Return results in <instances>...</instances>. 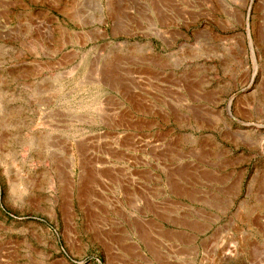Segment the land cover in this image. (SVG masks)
Returning <instances> with one entry per match:
<instances>
[{
    "label": "rangeland",
    "instance_id": "1",
    "mask_svg": "<svg viewBox=\"0 0 264 264\" xmlns=\"http://www.w3.org/2000/svg\"><path fill=\"white\" fill-rule=\"evenodd\" d=\"M263 148L264 0H0V264H264Z\"/></svg>",
    "mask_w": 264,
    "mask_h": 264
},
{
    "label": "water",
    "instance_id": "2",
    "mask_svg": "<svg viewBox=\"0 0 264 264\" xmlns=\"http://www.w3.org/2000/svg\"><path fill=\"white\" fill-rule=\"evenodd\" d=\"M251 44V43H250ZM251 46V45H250ZM226 110H227V112H228V114H230V111H229V103L226 105ZM262 153H263V155H264V148H263V151H262ZM261 155H260V153L258 152V153H255V155H254V159H257V158H259Z\"/></svg>",
    "mask_w": 264,
    "mask_h": 264
}]
</instances>
